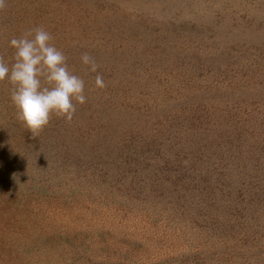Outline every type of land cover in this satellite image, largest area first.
Segmentation results:
<instances>
[{"label":"rangeland","instance_id":"obj_1","mask_svg":"<svg viewBox=\"0 0 264 264\" xmlns=\"http://www.w3.org/2000/svg\"><path fill=\"white\" fill-rule=\"evenodd\" d=\"M37 26L86 102L33 137L0 83V264H264V0H5L9 65Z\"/></svg>","mask_w":264,"mask_h":264},{"label":"clouds","instance_id":"obj_2","mask_svg":"<svg viewBox=\"0 0 264 264\" xmlns=\"http://www.w3.org/2000/svg\"><path fill=\"white\" fill-rule=\"evenodd\" d=\"M4 7L5 0H0V10ZM53 39L43 26H37L9 41L14 49L10 65L0 56V83L11 85L10 100L17 120L33 137L40 135L53 116L70 123L76 105L86 102L84 80L69 70L67 57ZM80 59L87 71L97 73L95 87L105 89L107 84L97 72L95 59L88 53Z\"/></svg>","mask_w":264,"mask_h":264}]
</instances>
